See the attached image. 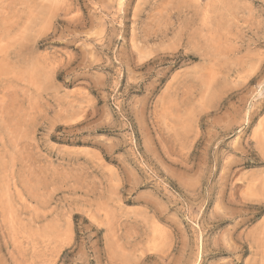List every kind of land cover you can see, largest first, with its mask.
I'll list each match as a JSON object with an SVG mask.
<instances>
[{"label":"rangeland","instance_id":"rangeland-1","mask_svg":"<svg viewBox=\"0 0 264 264\" xmlns=\"http://www.w3.org/2000/svg\"><path fill=\"white\" fill-rule=\"evenodd\" d=\"M0 264H264V0H0Z\"/></svg>","mask_w":264,"mask_h":264}]
</instances>
